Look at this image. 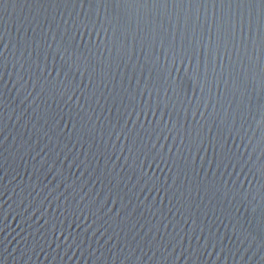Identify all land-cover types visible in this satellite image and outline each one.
I'll return each instance as SVG.
<instances>
[{"label":"water","instance_id":"water-1","mask_svg":"<svg viewBox=\"0 0 264 264\" xmlns=\"http://www.w3.org/2000/svg\"><path fill=\"white\" fill-rule=\"evenodd\" d=\"M0 264H264L259 2L0 7Z\"/></svg>","mask_w":264,"mask_h":264},{"label":"snow or ice","instance_id":"snow-or-ice-1","mask_svg":"<svg viewBox=\"0 0 264 264\" xmlns=\"http://www.w3.org/2000/svg\"><path fill=\"white\" fill-rule=\"evenodd\" d=\"M9 2V0H0V7H5L7 5V3ZM73 2H75V0H73ZM81 3L84 2V0H80ZM87 2H89V4L91 5L93 2L95 3H103V4H108V3H113V4H120L122 2H126V0H87ZM182 2V0H181ZM223 2V0H221V3ZM229 2H231V0H229ZM257 2H259V5L261 7L262 12H264V0H238V3L242 6L244 4H248L250 7L254 6ZM251 16V13L249 14ZM95 25L93 24V27ZM85 30L88 29V25L85 24L84 25ZM177 87H179V85H177ZM71 98V97H70ZM247 235H245L243 232L240 234V236H238L237 238V242L238 244L244 245L247 242ZM249 248H245L244 251L245 253L248 252ZM239 251V249H238Z\"/></svg>","mask_w":264,"mask_h":264}]
</instances>
